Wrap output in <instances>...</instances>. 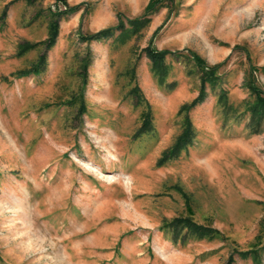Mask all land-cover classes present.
<instances>
[{
    "label": "rangeland",
    "instance_id": "obj_1",
    "mask_svg": "<svg viewBox=\"0 0 264 264\" xmlns=\"http://www.w3.org/2000/svg\"><path fill=\"white\" fill-rule=\"evenodd\" d=\"M149 1L0 0V264H264V0H153L123 43L85 40ZM201 89L191 143L159 163Z\"/></svg>",
    "mask_w": 264,
    "mask_h": 264
},
{
    "label": "trees",
    "instance_id": "obj_2",
    "mask_svg": "<svg viewBox=\"0 0 264 264\" xmlns=\"http://www.w3.org/2000/svg\"><path fill=\"white\" fill-rule=\"evenodd\" d=\"M154 8H155L154 1L150 0L148 4L145 6L143 15L141 17L128 21L129 27H126L124 25V23L122 22V17L119 16L116 25L103 28L92 34H88L85 36V40L109 38L113 35L114 30H119V35L116 38L118 42L123 43L131 35L135 34L140 29V27L145 25V23L148 21V18H146L147 13L152 12ZM56 34H57V25L53 23L49 26L48 35L45 40L36 43L23 42L19 46L18 53H23L24 51H27L39 45L40 43L44 44L45 50L47 51V49L55 42ZM46 51H43L39 54L35 62L32 63L31 69L28 72H37L45 67ZM145 52L149 57V59L151 60V69L153 73L157 75L159 81H162V79L166 74L165 71L168 66L164 61V57L167 51L152 50L149 47H146ZM196 60L198 65L200 66V69L203 71L202 73H204L206 76L205 80L213 81L215 69L213 68L206 70L203 68L202 61L198 58H196ZM25 73L27 72H24V74ZM249 85H250L251 93L256 96L255 99L248 104L249 110L251 111L252 114V118L254 120L255 117L256 120V124L253 125V127H255L260 117L262 116V107L264 105V91L259 89L257 86L253 85L251 82ZM202 93H203V89L200 90V93L192 101L182 104L181 107L179 108L178 114L182 115V131L177 135L173 144L163 151L161 157L159 158V163H162L177 156L182 149H185L191 143L194 137V130L192 128L191 120L189 117V111L197 102L201 100ZM220 96L223 97L224 94ZM142 118L143 121L137 130V134L149 129V127L146 128L147 125L150 124L148 113L142 116ZM167 224L171 225L173 229L185 228L186 233L196 234L199 236L212 235L213 233L217 232L211 228L204 227L201 225H196V223L190 220V218L188 217L172 218L167 222Z\"/></svg>",
    "mask_w": 264,
    "mask_h": 264
},
{
    "label": "crops",
    "instance_id": "obj_3",
    "mask_svg": "<svg viewBox=\"0 0 264 264\" xmlns=\"http://www.w3.org/2000/svg\"><path fill=\"white\" fill-rule=\"evenodd\" d=\"M132 1L136 2L137 0H132Z\"/></svg>",
    "mask_w": 264,
    "mask_h": 264
}]
</instances>
